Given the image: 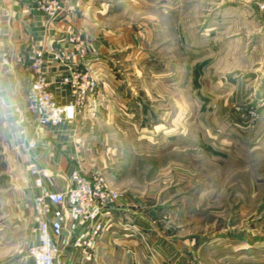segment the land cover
Returning a JSON list of instances; mask_svg holds the SVG:
<instances>
[{
  "label": "rangeland",
  "instance_id": "obj_1",
  "mask_svg": "<svg viewBox=\"0 0 264 264\" xmlns=\"http://www.w3.org/2000/svg\"><path fill=\"white\" fill-rule=\"evenodd\" d=\"M238 1L116 0L112 10L119 24L143 32L144 40L128 63L121 55L123 63L114 73L119 83L115 91H106L93 126L103 132L101 147L113 186L149 194L145 208L170 215L169 239L192 246L177 251L183 264H264V148L252 138L264 126L262 118L256 120L264 108L260 112L259 104L248 105L244 124L230 119L242 106L231 102L222 116L210 120L213 109L221 107L214 104L222 86L215 81L212 88L210 80L219 69L192 71L194 62L210 52L201 34L207 28L222 33L223 26L247 37L241 71L258 67L255 60L264 52L256 41L264 32V0H243L258 2L256 12ZM227 4L234 11L225 13ZM238 7L245 25L225 26L222 19L238 16ZM196 33L200 38L190 42ZM220 47L215 41L213 50ZM238 72L216 75L229 80L222 85L233 90ZM99 75L104 73L88 74ZM7 176L0 161V264H33L25 256L29 230L12 213L16 201Z\"/></svg>",
  "mask_w": 264,
  "mask_h": 264
},
{
  "label": "crops",
  "instance_id": "obj_2",
  "mask_svg": "<svg viewBox=\"0 0 264 264\" xmlns=\"http://www.w3.org/2000/svg\"><path fill=\"white\" fill-rule=\"evenodd\" d=\"M41 1L0 0V161L13 186L12 196L16 204L12 213L23 220L26 231L32 221V198L37 192L33 178L27 170L32 159L53 175L61 171L68 172L74 167L80 168L86 174L97 169L104 173L109 184L113 186L107 175L105 153L101 147L100 137L103 132H96L98 128L93 126V121L100 117L96 113L98 106L104 104V98L109 95L107 92L115 91L113 87L119 83L114 73L117 64L123 63L121 55L124 54L123 59L126 57L127 62L144 40L143 32L129 27L127 22L119 24L112 15L116 0H58L63 5V13L51 19L41 8ZM238 2L247 6L248 10H260L256 1ZM226 6L228 7L225 13L235 9L232 5ZM241 9L237 8L238 16L231 18L228 14L222 19L225 26L230 23L245 25L244 17H240ZM251 12L249 19L254 14ZM257 20L261 21L260 18ZM224 28L223 26L222 33H214L212 29L207 28V32L201 34V37L205 35V41H209L206 49L210 52L208 51L206 58L194 62L192 71L198 74L200 70L209 72L216 66V69H219L212 73L210 80L213 83L212 88L216 86L215 81L222 86V93L217 91V95L221 97L214 104L221 107L213 109L209 114L210 120L214 121L222 116L224 105L235 102L242 106L232 112L230 119L245 124L248 105L259 104L260 112L264 108V52L262 57L259 56L255 60V66H258L256 69L244 68V71H241L244 66L241 58L246 55L247 37L240 33L231 34L229 28ZM75 38L83 41L84 55L78 52L80 45ZM199 38L196 33L193 39L189 40L191 42ZM215 41L221 43L216 52L213 50ZM256 41H259V47L264 45V32L258 34ZM36 47L45 52L43 71L50 81V88L55 97L62 104H68L76 98L70 84L62 82L65 76L75 73H104V76L97 77L96 90L84 98L72 120L43 128L39 133L37 149L29 150L13 124L16 113L26 105L25 93L32 78L29 56ZM257 48L258 43L255 45V49ZM63 51L74 53L60 61L53 59L55 53ZM3 57H7L8 63L2 62ZM231 57L234 58L232 62ZM235 70L239 71L241 76L232 80L234 89L231 90L229 84L222 85L230 82L219 78V73L224 76ZM127 93L125 88L122 98H126ZM259 118L264 121V114L257 116L256 120ZM252 138L254 143L260 142L261 148H264V126L256 128ZM228 142L230 143V140ZM51 181V188L58 189L53 179ZM119 190L122 193L119 207L106 218L103 222L104 228L96 234L95 247L91 250L93 257L87 260L82 251L72 245L76 235L87 229V225L75 224L73 230L65 234L60 241L64 253L63 262L183 264L179 261L180 253L177 251L185 244L169 239L173 235L174 227L170 215L157 209L145 208L148 206L145 202L149 201V194L142 196L128 189ZM123 223H127L131 230L122 228ZM182 247L192 250V246Z\"/></svg>",
  "mask_w": 264,
  "mask_h": 264
},
{
  "label": "built area",
  "instance_id": "obj_3",
  "mask_svg": "<svg viewBox=\"0 0 264 264\" xmlns=\"http://www.w3.org/2000/svg\"><path fill=\"white\" fill-rule=\"evenodd\" d=\"M40 6L50 19L63 13V5L58 0H42ZM75 39L80 45L78 52L84 55L83 41ZM73 53L57 52L53 59L60 61ZM29 58L32 78L25 93L26 105L16 113L13 125L26 147L35 150L40 131L47 126H58L72 120L84 98L96 90L98 81L85 73L65 76L62 82L70 84L76 98L68 104H62L55 97L43 71L44 50L34 48ZM2 62L8 63L7 57H3ZM27 170L37 192L32 198L30 240L25 256L32 259L33 264H65L62 260L64 253L60 245L61 238L72 231L75 224H81L87 225V229L76 235L72 245L82 251L84 258L90 260L93 257L91 250L96 243L95 236L104 228L106 218L119 207L121 191L111 186L104 173L97 169L86 174L74 167L68 172L61 171L53 175L32 159ZM52 179L58 189L51 188ZM122 228L131 230L127 223H123ZM141 237L146 242L142 234Z\"/></svg>",
  "mask_w": 264,
  "mask_h": 264
}]
</instances>
